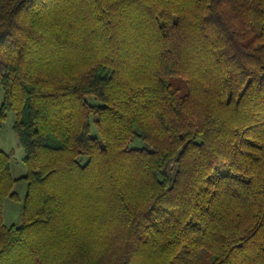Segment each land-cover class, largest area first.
<instances>
[{
    "label": "trees",
    "instance_id": "1",
    "mask_svg": "<svg viewBox=\"0 0 264 264\" xmlns=\"http://www.w3.org/2000/svg\"><path fill=\"white\" fill-rule=\"evenodd\" d=\"M0 86V264H264V0H0Z\"/></svg>",
    "mask_w": 264,
    "mask_h": 264
},
{
    "label": "rangeland",
    "instance_id": "2",
    "mask_svg": "<svg viewBox=\"0 0 264 264\" xmlns=\"http://www.w3.org/2000/svg\"><path fill=\"white\" fill-rule=\"evenodd\" d=\"M4 101V94L0 86V109ZM91 105H95L94 98L88 100ZM16 122V114L11 112L7 114L6 120L0 124V148L10 158L11 175L15 181H18L27 175V167L24 163L26 156L25 150L20 145L19 138L14 131ZM92 135L99 137L97 127L92 121ZM143 143L139 140H134L129 147L141 148ZM14 192L18 194L19 201H13L10 198L4 201V224L8 227L21 226L23 220V205L27 194V184L18 181L14 186Z\"/></svg>",
    "mask_w": 264,
    "mask_h": 264
}]
</instances>
